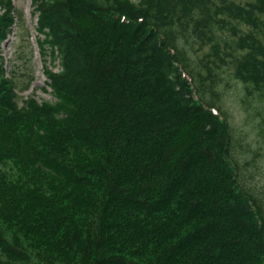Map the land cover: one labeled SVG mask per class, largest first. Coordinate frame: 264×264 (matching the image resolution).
Instances as JSON below:
<instances>
[{
	"label": "trees",
	"instance_id": "16d2710c",
	"mask_svg": "<svg viewBox=\"0 0 264 264\" xmlns=\"http://www.w3.org/2000/svg\"><path fill=\"white\" fill-rule=\"evenodd\" d=\"M31 7L53 100L19 104L0 53V264H264V191L243 180L264 141V0ZM14 25L0 0V45Z\"/></svg>",
	"mask_w": 264,
	"mask_h": 264
},
{
	"label": "rangeland",
	"instance_id": "374dc122",
	"mask_svg": "<svg viewBox=\"0 0 264 264\" xmlns=\"http://www.w3.org/2000/svg\"><path fill=\"white\" fill-rule=\"evenodd\" d=\"M15 13V26L7 40L0 45V53L6 59L5 67L7 71L13 73L16 83L18 103L21 99H25L27 95L34 94L38 101H52L50 89L45 86V76L41 69V60L38 54V48L35 42V23L36 17L32 15L31 0H12ZM205 46L199 51V55L207 52ZM53 70H57V64ZM229 69H227L228 71ZM226 71V72H227ZM46 90H44V89ZM228 94L231 92L227 87ZM225 99V100H224ZM224 103L230 113L232 119H237V109L233 106L230 97L224 98ZM225 101V102H224ZM262 156L258 159V170H255L253 178L244 177V184L248 190L261 195L264 191V141L261 144Z\"/></svg>",
	"mask_w": 264,
	"mask_h": 264
}]
</instances>
